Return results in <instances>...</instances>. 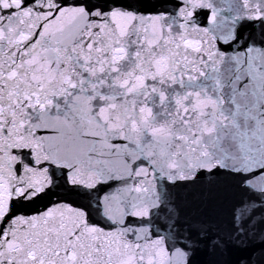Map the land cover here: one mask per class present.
Masks as SVG:
<instances>
[{"label": "snow or ice", "instance_id": "obj_1", "mask_svg": "<svg viewBox=\"0 0 264 264\" xmlns=\"http://www.w3.org/2000/svg\"><path fill=\"white\" fill-rule=\"evenodd\" d=\"M230 3L0 0V264H218L234 253L264 264V135L238 106L229 116L227 101L209 102L205 64L234 51L243 22L264 27V0H242L249 14L225 41L215 33ZM72 9L60 53L41 56L52 68L26 63ZM209 31L216 52L185 47ZM22 33L31 39L14 43ZM251 79L247 68L241 82ZM229 164L259 192L223 221L211 193Z\"/></svg>", "mask_w": 264, "mask_h": 264}, {"label": "water", "instance_id": "obj_2", "mask_svg": "<svg viewBox=\"0 0 264 264\" xmlns=\"http://www.w3.org/2000/svg\"><path fill=\"white\" fill-rule=\"evenodd\" d=\"M199 3V0H195ZM231 12L226 14L223 18L217 21L222 25V28L217 29L216 35L223 38L225 41L231 40L234 35L232 24L240 17L248 15V7L242 4V0H231ZM81 10L72 9L68 15L63 18L58 17L51 25H46L44 32L41 34L43 42L37 40L39 47L35 55H33L26 63L29 65L39 64L45 72L52 68L51 59L48 60L47 66L41 62V56H48L51 53H60L58 43L63 42V37L58 41L57 37L64 33L69 24H71L80 14ZM51 13H44L40 19H46ZM249 25H251L249 27ZM36 22H33L32 30L35 31ZM243 28V35L238 41L233 44V52L225 53L223 55H216L210 57L211 64L207 65L208 82L216 88L215 98L212 96V90L208 92L209 102L223 108V101H227V108L224 111L232 116L238 106L239 114L248 118H252L256 122V135H264V71H261V66L264 65V50H258L264 44V27L258 22L245 21L241 25ZM4 33L0 32V39L4 38ZM205 39L203 44L199 40L185 41V47L194 48L199 51L203 48L208 51L209 48L216 52L215 41L213 40L212 32H205ZM31 39V34L22 33L16 38L14 43H26ZM211 41V43H210ZM254 46L251 51L243 50L246 47ZM243 50V53H242ZM115 52H122L123 49H115ZM54 58V57H53ZM191 61H189L190 63ZM252 69V79L248 84H242L243 72L245 69ZM17 75L13 72L12 76ZM56 71L53 70L49 74V79L56 78ZM33 79H43V76H34ZM66 79H71L67 77ZM203 83V81H201ZM222 93V95H221ZM232 109V111H229ZM222 115V114H221ZM224 158H221V163ZM222 175L213 177L215 184L212 186V204L211 210L221 220L227 221L230 218L232 208L242 199L252 196L259 192V188L249 185L244 186L243 180L249 178L248 174L240 172L234 165L229 164L220 169ZM6 185L0 184V189H5ZM8 211V198L3 192H0V217L5 215ZM238 254L224 255L216 257L218 264H237Z\"/></svg>", "mask_w": 264, "mask_h": 264}]
</instances>
